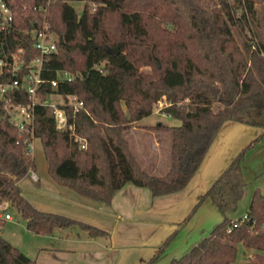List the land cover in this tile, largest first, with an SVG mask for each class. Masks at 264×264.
Listing matches in <instances>:
<instances>
[{
	"label": "trees",
	"instance_id": "1",
	"mask_svg": "<svg viewBox=\"0 0 264 264\" xmlns=\"http://www.w3.org/2000/svg\"><path fill=\"white\" fill-rule=\"evenodd\" d=\"M4 1L13 19L8 29L0 30V59L10 61L17 54L22 65L20 84L0 95V205L14 206L34 233L54 228L90 236L106 233L36 208L18 185L35 162L26 151L30 136L9 120L4 98L29 102L23 74L39 54L35 31L45 15L57 40L43 60L44 81L36 97L75 94L83 102L77 110L64 105L71 125L65 129L56 128L49 106L34 105L33 137L40 140L48 176L96 202H109L127 181L153 195L170 193L187 184L225 120L261 126L262 132L231 159L201 198L210 199L221 220L166 264H231L237 243L251 249L241 264H264V194L253 190L245 218L229 215L246 185L244 154L264 135V0H84L80 13L68 0ZM60 70L74 76L58 78L52 86ZM12 76L4 66L0 83ZM160 101L161 112L180 124L145 126L170 133L169 165L157 174L143 168L126 133ZM174 232L145 264L154 263ZM0 264L37 263L0 232Z\"/></svg>",
	"mask_w": 264,
	"mask_h": 264
},
{
	"label": "crops",
	"instance_id": "2",
	"mask_svg": "<svg viewBox=\"0 0 264 264\" xmlns=\"http://www.w3.org/2000/svg\"><path fill=\"white\" fill-rule=\"evenodd\" d=\"M152 112L169 116L160 108ZM178 124L180 120L172 117L166 125ZM137 125L135 121L129 129L131 133L137 131ZM145 126L153 124H143L139 128L149 133L155 129ZM262 130L261 126L225 120L187 184L160 195H153L149 188L127 181L113 192L109 202H96L56 184L48 174H36L37 179L23 177L18 181L21 193L36 208L66 215L106 232L90 236L85 231L67 228H54L46 234L30 231L32 244L30 251L24 253L37 264H145L164 239L175 231L153 263L166 264L208 235L221 220V213L210 199L201 198L231 159ZM36 139L39 138H35V143ZM160 148L155 137L144 146L143 162L149 168L146 170L152 173L161 174L167 166L166 161L161 160ZM164 166V170L161 169ZM241 167L246 185L236 209L229 213L234 219L247 212L254 189L259 188L264 194V135L245 152ZM13 220L12 217L4 222Z\"/></svg>",
	"mask_w": 264,
	"mask_h": 264
},
{
	"label": "built area",
	"instance_id": "3",
	"mask_svg": "<svg viewBox=\"0 0 264 264\" xmlns=\"http://www.w3.org/2000/svg\"><path fill=\"white\" fill-rule=\"evenodd\" d=\"M13 14L4 0H0V30L8 29L11 26ZM35 47L39 50V54L32 59L29 64L28 70L23 74V85L28 92L29 102L27 104L12 102L10 98H4V110L8 114L9 120L18 128L19 132H26L30 138L26 144V151L30 156H33L35 150V137H33V109L36 103L47 105L51 108L55 126L58 129L71 128V125L67 124V117L65 113L64 105H71L74 110L83 106V102L77 98L75 94H53L49 95V98L36 97V90L43 83L41 78L42 64L45 57L52 53L56 48L57 36L50 31L49 23L45 18L41 21V26L35 31ZM21 50V49H19ZM22 62L18 60V55L13 54L10 61L0 59V70L4 66H8L12 71V78L9 82L0 83V95H3L7 89H12L20 84V80L17 77L18 70L21 68ZM74 75L68 70H60L57 73V78L51 80L52 86H55L57 79L70 80ZM161 102V101H160ZM164 103V101H162ZM76 140L81 142V146H84L83 141L75 137ZM30 176L33 179H37L36 173L29 169ZM246 215H243L245 218ZM0 219L7 220L12 219V215L7 211L6 204L0 205ZM237 222H233L235 226Z\"/></svg>",
	"mask_w": 264,
	"mask_h": 264
},
{
	"label": "rangeland",
	"instance_id": "4",
	"mask_svg": "<svg viewBox=\"0 0 264 264\" xmlns=\"http://www.w3.org/2000/svg\"><path fill=\"white\" fill-rule=\"evenodd\" d=\"M68 2H70V4L73 5L77 13H80L85 1L84 0H68ZM163 104L164 103H162V101L158 102L154 108H161ZM171 119L172 117L170 116L152 112L151 114L144 116L137 120V124H138L136 126L137 131L131 133V131L129 130L126 133V136L130 141L133 151L135 152L139 160L142 162V166L145 169H149V168L146 166L145 162H143V158H142L143 153H145L144 146H146V143L147 144L150 143L154 137L159 141V144L161 147L160 148L161 160L166 161V165H167L166 168L164 166V167H161V169L163 170L164 168L165 170L167 169L169 165V157H170V133L168 130L162 129V128H155L153 132L149 133L144 128L142 127L139 128V126L143 124L155 125L157 122H162L166 125L169 123ZM34 143H35V140H34ZM33 157H34V162H35V166H34L35 173L38 176L43 175V173L47 175V170H46L47 162H46V159L44 158V155L41 149V144L38 139H36ZM148 163L149 162L147 160V165ZM26 177L29 178L30 174L28 173ZM6 208H7V211L11 213L14 220L6 221L3 223V225L0 226L1 234L7 237V239L11 241L13 245H16L21 251L23 252L30 251L29 249H30V245L32 244L33 235L30 231H27L25 227L24 218L20 215L17 209L14 206H11L9 203H6ZM250 251L251 249H247L241 243H237V255H236L235 260L231 264H241L242 262H244L245 259L248 257V254L251 253Z\"/></svg>",
	"mask_w": 264,
	"mask_h": 264
},
{
	"label": "water",
	"instance_id": "5",
	"mask_svg": "<svg viewBox=\"0 0 264 264\" xmlns=\"http://www.w3.org/2000/svg\"><path fill=\"white\" fill-rule=\"evenodd\" d=\"M59 40L61 41V37L59 38ZM116 50H117V48H116V47H115V48H111V49H110V51H111V52H114V51H116Z\"/></svg>",
	"mask_w": 264,
	"mask_h": 264
}]
</instances>
